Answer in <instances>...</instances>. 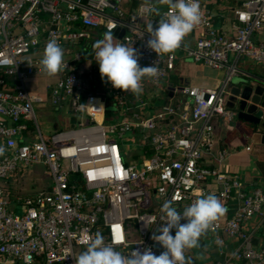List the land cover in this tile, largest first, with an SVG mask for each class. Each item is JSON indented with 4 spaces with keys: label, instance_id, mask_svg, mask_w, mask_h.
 <instances>
[{
    "label": "built area",
    "instance_id": "built-area-1",
    "mask_svg": "<svg viewBox=\"0 0 264 264\" xmlns=\"http://www.w3.org/2000/svg\"><path fill=\"white\" fill-rule=\"evenodd\" d=\"M124 1L0 0V146L6 149L0 155V263L75 264V256L86 250L97 231L125 255L146 247L159 255L163 249L151 237L163 223V203L172 200L182 212L205 195L202 184L211 181L218 184L216 193L223 204L232 190L241 202L232 217L219 219L208 232L219 236L218 245L237 239L224 264H264V243L256 246L242 227L255 214L264 216V191H245L238 175L223 174L202 162L211 144L213 119L235 116L227 101L234 79L245 75L243 59L260 64L264 74V41L254 40L264 25V0H237L229 31L213 21L209 3L215 0H199L201 23L190 32L194 38L188 41L186 36L177 49L179 57L176 50L157 55L147 47V25L141 26L139 20L148 6L128 15ZM168 12L166 7L161 14ZM99 27L103 34L123 29L120 38L114 36L116 42L135 48L141 67H158L156 77L143 80L150 87L163 88L162 81L178 58L221 69L223 76L213 87L168 86L183 98L171 97L160 104L147 97L132 101L133 94L108 82L109 95L92 91L79 72L83 55L73 48ZM50 39L63 48L67 67L55 83L36 93L25 82L44 73L39 61ZM104 94L125 112L108 125ZM45 102L53 108L67 104L71 111L83 112L87 123L77 130L44 135L35 106ZM125 135L137 138L139 159L125 157ZM35 162L47 167L51 184L27 194L11 193L5 178L18 165Z\"/></svg>",
    "mask_w": 264,
    "mask_h": 264
},
{
    "label": "clouds",
    "instance_id": "clouds-1",
    "mask_svg": "<svg viewBox=\"0 0 264 264\" xmlns=\"http://www.w3.org/2000/svg\"><path fill=\"white\" fill-rule=\"evenodd\" d=\"M145 2L149 4L150 13L161 17L155 27L153 23L147 24L150 36L147 47L157 55L177 50L185 37L201 23L199 0H156V4H151V0ZM159 6H167L170 12L162 15ZM114 39L113 32L107 31L102 39L92 45L101 79L115 89L138 97L143 92L142 81L156 77L159 69L155 64L141 67L138 51L127 44L114 42ZM39 64L41 70L50 77L67 67L64 50L56 39L47 42ZM5 150L0 146V155ZM160 211L163 223L151 237L163 249L159 255L150 247L135 249L125 255L106 243L103 234L97 231L89 237L86 250L75 256V264H193L187 253L200 247L201 237L213 230L215 222L227 214L228 208L215 194H207L194 200L182 212L172 200H166Z\"/></svg>",
    "mask_w": 264,
    "mask_h": 264
},
{
    "label": "crops",
    "instance_id": "crops-1",
    "mask_svg": "<svg viewBox=\"0 0 264 264\" xmlns=\"http://www.w3.org/2000/svg\"><path fill=\"white\" fill-rule=\"evenodd\" d=\"M151 4H156V0H151ZM141 5L148 6V9L145 13L140 16L139 23L141 26H146L148 23H155L159 16L154 13H150L149 4L145 2V0H133L130 4V0H125L123 3V10L128 15L138 14L139 8ZM239 5L237 0H215L209 3V8L213 14V21L215 25L220 26V28L229 31L231 23L234 21L233 9ZM167 6H159L160 12L164 10ZM91 36L84 42H81L82 50H84V57L79 64V72L80 75L87 80V77H92L90 82H88L90 89L92 91L104 92L109 95V89L106 80H102L99 73V67H96L95 61V53L94 51L92 57L89 58V52L93 50L92 45L95 41L102 39L103 28L99 27L96 29H92ZM101 34V35H100ZM114 35V34H113ZM115 36V35H114ZM195 33H190L187 35V40L191 41V38H194ZM117 37V36H116ZM118 38V37H117ZM255 41H264V25L261 27L259 31L254 34ZM116 42V39H114ZM198 63V62H197ZM203 64V63H201ZM205 65V64H203ZM207 66V65H206ZM241 66V70L245 73V75H241L240 77H236L234 82L238 78H247L252 82H259L264 79L263 68L260 64L250 61L249 59H243ZM208 68H212L207 66ZM215 70H219L216 68H212ZM220 75L215 77L211 82H206L202 80L201 84H193L186 81V79H181V84H190L198 87H213L216 86L223 76V71L220 69ZM43 74V75H42ZM45 73L33 74L26 79L27 82L34 80L37 76H44ZM54 77L55 80L45 84L44 88L39 90H30L36 93H42L48 85L55 83L60 77V74H57ZM203 76L197 75L194 76V79L197 81L199 78ZM163 92L166 94L162 99L155 98L154 95L150 96H142L140 98H136L135 95H132V101H137L141 98H149L154 101V104H160L163 101H167L169 98L174 97L175 95L170 96L169 92L171 89L168 88L174 87L172 84L162 85ZM183 98V96H182ZM44 107V106H43ZM43 107L41 109H43ZM52 107V106H51ZM58 115V129L60 126L66 127L64 129H60L57 131H73L76 128H81L85 123H87V116L82 117L79 115L77 117L75 112L71 111L67 104L59 106L58 108H53ZM70 113L69 115H65L63 113ZM106 113V112H105ZM213 134L211 139V144L204 150V154L202 157V162L215 168L223 174H234L238 175L241 186L245 191H252L256 189H260L264 191V143L260 140V134L251 135L249 131L245 130L242 125L233 117L232 119H228L222 116H216L213 119ZM40 128V127H39ZM41 130V129H40ZM42 132V131H41ZM56 132V131H55ZM54 133V132H53ZM43 134V133H42ZM47 135V134H45ZM142 153V152H141ZM223 155L222 160H218V155ZM140 155H136L135 158L130 161H134L139 159ZM48 178L45 179L43 185H38L33 190H38L39 188H47L51 184V177L48 172ZM218 184L213 183L211 181H207L202 184V188L205 190V195L207 194H215L217 196ZM31 190V191H33ZM30 192V191H28ZM218 197V196H217ZM154 200H158L157 195H152ZM240 199L237 193L232 190L231 198L227 204H224L225 207L228 208L227 214L222 217H232L234 215L235 210L240 205ZM184 223V222H183ZM243 229L250 233L251 239L256 246H260L264 243V216L260 214L253 215L249 220H247L242 225ZM207 238H210L212 242V246L216 248L217 259L212 263L207 264H224L228 261L229 257H231V253L234 251L235 247L238 244L236 238L226 239L222 245L217 244L218 235L215 233H207ZM211 244V243H210ZM227 264H241L238 262H230Z\"/></svg>",
    "mask_w": 264,
    "mask_h": 264
},
{
    "label": "rangeland",
    "instance_id": "rangeland-1",
    "mask_svg": "<svg viewBox=\"0 0 264 264\" xmlns=\"http://www.w3.org/2000/svg\"><path fill=\"white\" fill-rule=\"evenodd\" d=\"M101 35V34H100ZM103 38V33H102ZM73 50L80 51L84 57V50H82L81 45H76ZM176 55L179 57L181 55L179 50L175 51ZM96 67L99 65L96 63ZM202 75L203 77L199 78L197 81L194 79V76ZM43 75V74H42ZM37 76L36 79L27 82V87L31 90H41L44 88L45 84L54 81V77H50L46 74L44 76ZM220 75L219 70H215L212 68H208L206 65L201 63L194 62L190 58H178L176 61V66L170 74L163 79L162 85L172 84L174 87H179L181 85V79H186L187 82L193 84H201L202 80L206 82H211L215 77ZM101 77V76H100ZM143 92L137 99L142 96H150L154 95L157 99H163L165 97V93L162 89L157 87H150L148 84H145L142 81ZM106 99V113L104 119V125L112 124L113 122L119 121L124 116L125 112L121 107H118L116 104L112 103L109 98L104 94ZM182 98L180 93H176L175 97L172 100H179ZM42 105L35 106V114L37 117V123L45 135H49L57 130L64 129L66 127L60 126L58 127V113L53 110V107L48 102L44 103L43 109H41ZM146 111L148 109H145ZM65 115H69L70 113H65ZM77 117L81 115L85 117L83 112L76 113ZM100 120V119H99ZM32 127V126H31ZM80 129L76 128L75 130ZM123 141V152L127 159H134L136 155H140L141 151L137 146V138L131 137L129 135H125L122 139ZM48 170L47 167L40 163H32L27 166L18 165L16 171L9 174L7 178H5V186L11 191V193H15L16 191L21 193H29L33 188H36L38 185H43L45 179H47ZM42 189V188H39ZM38 189V190H39ZM34 191V190H33ZM18 212V211H17ZM211 243V244H210ZM216 248L212 246V242L210 238L206 236L201 237L200 239V247L189 250L187 253L188 256L192 258L193 264H207L212 263L217 259ZM2 264V263H0ZM14 264V263H13Z\"/></svg>",
    "mask_w": 264,
    "mask_h": 264
},
{
    "label": "water",
    "instance_id": "water-1",
    "mask_svg": "<svg viewBox=\"0 0 264 264\" xmlns=\"http://www.w3.org/2000/svg\"><path fill=\"white\" fill-rule=\"evenodd\" d=\"M123 33V29L114 31L118 38ZM169 95H172V90ZM227 107L234 111V118L245 130L251 135L260 134V140L264 143V79L252 82L247 78H238L230 89Z\"/></svg>",
    "mask_w": 264,
    "mask_h": 264
},
{
    "label": "trees",
    "instance_id": "trees-1",
    "mask_svg": "<svg viewBox=\"0 0 264 264\" xmlns=\"http://www.w3.org/2000/svg\"><path fill=\"white\" fill-rule=\"evenodd\" d=\"M92 51H93V50H91L90 52H89V50L87 51V52H88V55H87V56H88L89 58L92 57V54H93ZM91 78H92V77H87V80H88L89 83H91V82H90ZM104 81H105V80H104Z\"/></svg>",
    "mask_w": 264,
    "mask_h": 264
}]
</instances>
